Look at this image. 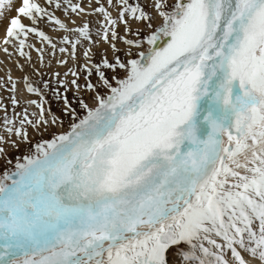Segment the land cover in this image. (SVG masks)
Masks as SVG:
<instances>
[{
  "label": "snow or ice",
  "instance_id": "1",
  "mask_svg": "<svg viewBox=\"0 0 264 264\" xmlns=\"http://www.w3.org/2000/svg\"><path fill=\"white\" fill-rule=\"evenodd\" d=\"M6 3L17 17L0 50L12 56L11 46L30 62L35 34L55 55L57 43L36 25H58L60 53L75 63L87 49L84 89L95 107L78 99L81 117L68 98L71 86L81 90L79 70L63 73L70 81L56 72L71 123L43 139L64 124L47 100L9 115L0 97V264H264V0H148L151 11L139 0H95V8L93 0H0V14ZM58 9L69 19L102 16L98 39ZM101 43L108 47L94 61ZM5 83L20 106L17 83L11 75ZM25 86L43 96L28 77ZM209 94L224 115L209 113L211 134L201 140L190 121ZM28 128L41 140L13 170L2 145H31ZM186 140L194 147L182 150Z\"/></svg>",
  "mask_w": 264,
  "mask_h": 264
},
{
  "label": "rangeland",
  "instance_id": "2",
  "mask_svg": "<svg viewBox=\"0 0 264 264\" xmlns=\"http://www.w3.org/2000/svg\"><path fill=\"white\" fill-rule=\"evenodd\" d=\"M41 4H44L45 0H39ZM75 2V0H74ZM131 2H135V0H131ZM140 3L144 4V6L151 11V8L148 6V0H139ZM88 0H83V5L87 6ZM101 3H104L106 7L108 5L106 4V0H101ZM14 4L16 7L19 6L20 0H14ZM92 7H98V5L95 3V0H93ZM109 10L112 11L113 16H117L118 12L115 9H112L109 7ZM56 16L61 19L62 21L69 24V26L75 27L82 25L84 22H88L90 24L91 31L93 33V39L96 40L98 37L95 35L96 29L101 27V24L103 23V17L99 14L95 15H85L83 17L76 16L75 14H71V19H69V15L65 14L62 10H56L55 12ZM14 17H17V12L15 10V7L10 6L9 4H5L4 10L2 14H0V35H3V38L6 34V29L10 27V20ZM22 23H24L27 26H33L32 22L28 18L21 17ZM75 21V24H72V21ZM156 23H160L159 20L156 21ZM38 28L42 31H44L48 36L52 37L53 41L57 43L58 48L60 46V41L63 39V36L65 33L62 29L59 28L58 25L50 24L45 21H39ZM133 27L136 28L137 25L133 24ZM139 27H143L140 25ZM5 31V32H4ZM119 31L122 35L126 34L123 24L120 25ZM4 33V34H2ZM2 38V40H3ZM2 40L1 43H2ZM28 43H31L34 45L31 49H25L26 51H29L31 53V61L28 62L26 58L19 56L18 53H16L15 48L9 46V52L13 53L12 56H9L7 53L0 50V83H4L7 81V78L9 75L12 77V81L17 83L18 86V93L15 95L17 96V99L20 100L21 104L18 107H14L10 102V96L13 95V93L8 91V88L10 87V84L5 83V86L3 88H0V97L3 98V102L5 105H7L9 112V115H12L13 109L16 113L22 112L24 107H29V102L31 100H37L39 103H43L45 100H47V107L50 108L51 112L54 113L56 116L60 117L64 124L62 127L60 126H52L48 129V131L43 133V139H50L54 134H60L63 132H66L69 130V125L71 123V120L67 115H64L61 111L63 107V99L61 96H57L55 94V90L59 89L61 93L64 92L63 87L57 82V79L55 77V73L59 72L61 73V80L70 81L73 79L71 74L67 77L63 75V73L68 72L69 68H72L74 70H79L81 75L78 78V83L81 85V90L78 92L75 88V86H71V90L67 92L68 98L72 101V105L76 107L77 112L81 117H83L86 114V111L83 110L79 104L78 99L84 100L85 102L89 103L90 106L95 107V103L92 100L93 93L84 89V82L86 79H88L87 76L83 73V66L84 61L87 59L83 56V52L86 51V48H81L78 53L77 57L78 59L74 63L73 59L68 58V54L66 53H60L58 51V48L55 50V55H53V50L50 45H48L46 42L41 41V38L36 36L35 34H29ZM119 47L123 48V44H118ZM108 46L106 44L101 43L99 46L93 48V60L99 61L101 58V55L103 53V49L107 48ZM36 49H43V61L40 60L41 53L38 52ZM2 51V52H1ZM2 54V55H1ZM122 55V53H121ZM109 59H111V51L108 52ZM61 59H67L68 64L62 65L59 63ZM7 63V64H6ZM21 65H23V68H21ZM41 73L43 75L41 76ZM109 76L112 75L111 72L108 73ZM125 73L123 71L120 72V76H124ZM25 77H28L31 79V81L34 83L35 86H39L42 89L43 96H36L33 93H28L25 86ZM47 81L49 84V87H44V82ZM92 83L96 82L95 77L91 79ZM115 83V81H113ZM22 85V86H21ZM23 88L20 89L19 88ZM22 90V91H21ZM98 91L103 94L106 89L100 88ZM26 93V94H25ZM23 94V95H22ZM30 111H37L35 105H31L29 108ZM4 115V112L2 109H0V117ZM0 131H3L2 127H0ZM28 132L30 134L32 144L29 145L27 143H19L18 148L14 147L11 143L2 145L6 152H7V158L12 161V164L8 167L12 168L14 170V166L18 160H20L25 154L28 153L29 148L34 149V145L36 141L41 140V136L39 133H36L33 131L32 128H28ZM11 140L18 141V138L15 136L11 137ZM5 170V165L3 163V160H0V173H2Z\"/></svg>",
  "mask_w": 264,
  "mask_h": 264
},
{
  "label": "bare ground",
  "instance_id": "3",
  "mask_svg": "<svg viewBox=\"0 0 264 264\" xmlns=\"http://www.w3.org/2000/svg\"><path fill=\"white\" fill-rule=\"evenodd\" d=\"M2 38H3V35L2 36L0 35V40H2ZM236 87H238V81L234 82V93H235ZM20 89H23V88H20ZM196 104H197L196 112L193 116L192 121H190V123L195 125L196 130H197L196 131L197 136L201 140H205L207 139V136L211 134V125H210V122L206 119V117L209 115V113H211L212 118L219 119L224 115V110H223L222 104L218 103L214 99V96L211 94L207 96L199 97L196 101ZM191 147H194V145H192L190 141L186 140L184 142V145L182 146V150H187L188 148H191Z\"/></svg>",
  "mask_w": 264,
  "mask_h": 264
}]
</instances>
